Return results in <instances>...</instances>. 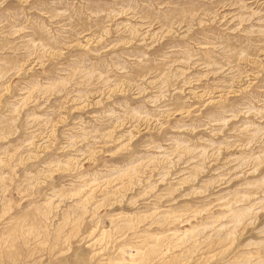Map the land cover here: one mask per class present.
Listing matches in <instances>:
<instances>
[{"label":"rangeland","instance_id":"rangeland-1","mask_svg":"<svg viewBox=\"0 0 264 264\" xmlns=\"http://www.w3.org/2000/svg\"><path fill=\"white\" fill-rule=\"evenodd\" d=\"M0 264H264V0H0Z\"/></svg>","mask_w":264,"mask_h":264}]
</instances>
